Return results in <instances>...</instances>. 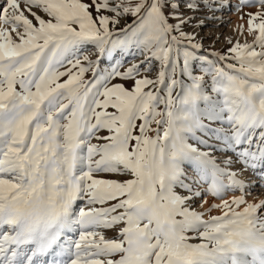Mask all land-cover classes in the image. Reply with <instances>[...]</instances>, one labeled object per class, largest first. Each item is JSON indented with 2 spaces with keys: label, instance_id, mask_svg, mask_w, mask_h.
I'll return each mask as SVG.
<instances>
[{
  "label": "snow or ice",
  "instance_id": "1",
  "mask_svg": "<svg viewBox=\"0 0 264 264\" xmlns=\"http://www.w3.org/2000/svg\"><path fill=\"white\" fill-rule=\"evenodd\" d=\"M252 3L253 41L201 55L185 27L219 0L0 2V264H264Z\"/></svg>",
  "mask_w": 264,
  "mask_h": 264
},
{
  "label": "rangeland",
  "instance_id": "2",
  "mask_svg": "<svg viewBox=\"0 0 264 264\" xmlns=\"http://www.w3.org/2000/svg\"><path fill=\"white\" fill-rule=\"evenodd\" d=\"M219 3L222 5L221 9L219 11L212 12L210 9L202 8L199 12L191 13V15L195 16V19L191 22L189 26L185 27V31L188 32H196L198 34L197 39L201 40L203 42V51L199 54L201 55H208L211 52H221L223 53L226 51L227 48L231 47L232 45L229 44V39L233 41V44L238 40L241 43H244L247 41L248 43H251L254 39V36L257 33H249L248 32V21L249 16L248 13H256L258 11L262 10V7L256 3L252 4H245L243 7H239L241 4V0H227V4L229 8L234 12V14H239L243 20L246 22V26L241 29L238 28L237 30L229 29V26L232 24V19L229 20L228 24L220 25L218 24V18L220 20L221 14H227L226 7H224L220 0ZM226 4V3H225ZM184 11V9H181ZM228 17V16H227ZM226 17V18H227ZM225 18H223L224 20ZM241 19V20H242ZM203 20V26L199 24V21ZM217 20V21H216ZM130 23L131 19L129 18L127 21H122L121 26H123L124 23ZM220 22V21H219ZM233 31V32H231ZM86 54L92 56V58H95V49L89 48L86 50ZM116 60H120L123 66L126 68L132 63H137L140 60L143 59L142 56H133L125 54L124 56H120L119 54L115 57ZM110 62L108 61H102L101 67H107ZM151 75H154L152 73ZM122 82V81H121ZM103 134V133H102ZM95 142V141H94ZM214 155L217 156V158H221L223 156V153L217 151L214 153ZM235 167L239 168L240 165H236ZM246 176V180H250L252 182V190L250 196L258 197L260 194L264 193V183L262 184L260 182L259 176L256 173H253L251 170L248 171ZM117 179H124L125 177H114ZM262 184V185H261ZM237 193H229V196L235 195ZM212 202H219V200L212 198L210 196ZM264 198V195H263ZM83 206V205H81ZM194 207L200 209V198L195 200ZM211 214H218L215 210ZM108 233L112 234H106L109 237L115 236L116 234L112 231H108Z\"/></svg>",
  "mask_w": 264,
  "mask_h": 264
},
{
  "label": "bare ground",
  "instance_id": "3",
  "mask_svg": "<svg viewBox=\"0 0 264 264\" xmlns=\"http://www.w3.org/2000/svg\"><path fill=\"white\" fill-rule=\"evenodd\" d=\"M0 2H2V0H0ZM220 2L224 5H227L226 6V9L227 11H230L231 9L229 8L228 4H227V0H220ZM226 3V4H225ZM227 14H221L220 16V20L218 18V24L220 25H224V24H228L229 23V20L232 19V24L229 26V29H232V30H237L238 28H240V26H246V22L245 20H243L241 18V16L239 14H234V12L231 10L230 13L229 12H226ZM228 16V17H227ZM227 17V18H226ZM223 18H225L223 20ZM242 19V20H241ZM217 21V20H216ZM220 21V22H219ZM233 32V31H231ZM246 176L247 174L245 173V179H246ZM263 184V183H262ZM261 184V185H262ZM232 194V193H231ZM263 195L264 193L260 194L257 198H263ZM253 196H249V199H251ZM213 198V197H212ZM198 199V198H197ZM207 200H208V204H205L203 206V208L200 207L201 210H203L204 208H207L209 206V204L212 203V200L210 198V195L207 197ZM199 210V208H198ZM114 233V232H113ZM106 234H112V233H106Z\"/></svg>",
  "mask_w": 264,
  "mask_h": 264
}]
</instances>
